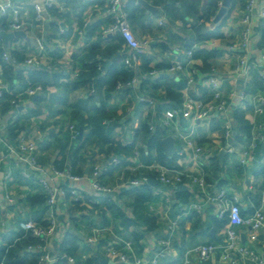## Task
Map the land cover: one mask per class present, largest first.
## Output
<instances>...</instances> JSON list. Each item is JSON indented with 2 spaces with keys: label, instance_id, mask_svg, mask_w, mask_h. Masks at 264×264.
I'll return each instance as SVG.
<instances>
[{
  "label": "crops",
  "instance_id": "obj_1",
  "mask_svg": "<svg viewBox=\"0 0 264 264\" xmlns=\"http://www.w3.org/2000/svg\"><path fill=\"white\" fill-rule=\"evenodd\" d=\"M38 1L41 0H14L27 22V27L24 29L26 35L12 36L7 45L0 37L5 49L11 53L17 52L23 57L19 59L17 55L12 53L20 62L29 55H39L40 58V63L37 65L28 67L13 65L15 69L22 71L23 77L15 79L13 85L10 86L9 81L3 75L4 60L3 55H0V82L8 85L5 94L8 92L15 98L28 88L30 73L34 67L45 68L51 72H58L63 69L64 75L61 82L69 83L80 72H90L95 60H97V70L101 75L105 74L106 68L111 65L114 58L128 52V47L124 44L119 51L109 57L104 50L111 39L104 38L98 47L101 52L96 55V58L84 59L90 52L91 42L98 37L101 27L106 25L107 20L111 21L106 12L108 1L104 3V0H72L73 4L65 9L66 13L63 15H58L54 10L47 8L45 19L42 21H38L35 17L34 4ZM134 1L139 3L137 0ZM147 1L155 8H148L139 3L146 7L147 15L143 18V25L134 24L131 27L140 39L149 40V45L142 55H147L150 58L149 66L151 69L156 68L159 71L157 75H152L150 81L146 82L145 88L152 89L153 80L157 79L159 75L162 76L157 88L151 90L155 93L154 97L157 98L156 109L151 106L153 111L150 110L148 105L139 100L142 91L138 92L135 89L131 90L125 98H121L122 96L118 92H114L112 96H107L105 88H103V98L97 95L95 104L100 105L103 99L107 102L109 110L121 117V124L115 128L113 138L123 144L133 140L135 129L151 112L152 120L155 122L152 124H160L167 131L163 143L166 136H174L173 149L168 151L165 143L164 148L169 156L176 155V162L169 164L159 160L146 162L142 155V149L147 153L148 148L142 141L135 145L133 153L130 155L110 151L108 144L91 147L85 154V161L80 162L75 168L72 167L76 173L84 175L83 179L79 182L64 180L62 182L67 186L77 185L84 194L83 201L78 204L69 202L67 205L59 202L56 205V210L59 219L65 220L69 224L65 234L71 231L78 235L79 246L73 255L80 264H91L92 262L89 260L95 256L96 249L91 250V247L85 242V236L94 227L109 226L118 234L132 239L139 254L149 256L160 249L157 242L161 236L165 235L169 218L177 215H181L180 225L176 230L172 247L168 250L167 255L161 259L160 264H180L188 256H190V260L187 264H218L222 255L221 247H218L211 259L204 262H201L196 254L191 251L197 243L214 242L221 244L225 238L226 224L221 227L217 226V220L222 218L219 217L216 206L207 200V194L215 193L221 188H226L229 194H239L245 214L253 213L264 204V176L258 174L259 170L264 167L262 164L264 148L259 147L255 152V157L248 164L244 165L240 161L244 147L252 139L253 124L256 121L252 104L253 93H248V97L244 100L231 103L222 114H214L206 119L195 120L193 113L185 114L182 112L176 117V126L169 127L162 124L161 119L165 110L176 107L169 105L168 86L175 87L180 81L187 79V85L182 89L184 95L189 92L197 99L204 101L212 99L207 79L210 69L208 71L201 69L203 66L201 57L193 55L192 58H189L187 50L182 48L178 50L181 38L194 36L193 17L170 20L166 14V3L155 4L153 0ZM235 1L233 5L231 3L228 12L225 14L227 16L221 28L223 35L214 37L200 45V47L217 51V54L208 60L211 62V66L216 68L223 83L225 95L229 94L230 90L235 87H245V84L251 80V68H261V58L264 54L263 26L255 28L252 41L248 47L243 48L240 45L241 17L245 0ZM1 2L2 0H0V4ZM262 3L264 0H259V6ZM178 5L180 4L178 3ZM160 19H163L164 23L161 24ZM221 19L209 21L207 23L208 28H214ZM97 21H101L103 24L96 29L92 39L87 38V31ZM2 29L5 28L0 22V30ZM5 30L12 31L11 28ZM37 35H42L46 43L45 49L40 52L35 42ZM142 55L138 68L134 69L135 76L139 78L136 88L140 86L143 77L146 78L147 75H151L149 70H143ZM242 58L247 59V72L240 70L238 66ZM177 59L186 62L191 59V63L198 67L199 71L195 76L196 83L194 85L188 84L186 70H177L176 72L169 70L172 61ZM107 60H111L109 64H107ZM93 87L95 90L92 89ZM96 91L95 78L93 77L90 81L86 80L85 83H81L70 91L65 102L61 101L64 93L63 87L52 84L48 85L43 93L23 94L18 105L10 104L7 106V100L3 98L4 96L0 97V109L2 111L0 148L5 156L0 161V244L5 243L13 231L24 230L20 226L22 220L28 218L44 220L47 204L46 199L43 203H39L38 200L39 197L45 195L38 176H47L51 164L55 165L58 162H63L64 158L67 159L72 144L69 125L71 123L78 124L74 112L75 110H82L85 117L94 114V102L89 99V96L95 94ZM40 95L41 99L37 100V96ZM234 109L243 112L252 124L250 137L245 136L244 139H240L237 136V119L233 113ZM226 121H230L233 126V136L230 139H226L224 135V123ZM81 128L83 129V138L89 128ZM51 133H54V138H61L64 143L63 147L56 145L53 140L49 146L43 147L44 140H49ZM21 135L37 142L39 147L38 158L45 168L44 171L33 173L29 178L21 175L20 168L16 166L20 155L17 151L11 150L12 147L16 148ZM187 137H191L197 145L203 147L199 156L196 157L194 155L195 148L187 144ZM222 148H226L223 162L220 161L218 155ZM114 158L120 159L121 163L115 164ZM65 164V166L71 165L68 162ZM95 165L108 167V170L99 177V180L102 184L111 186V191L103 193L93 188L91 174ZM161 166L175 168L182 172L204 174L208 181L207 188L202 189L188 180L181 184H163L156 177L157 170ZM9 170L12 172L11 176H7ZM145 173L150 174V178L157 183L151 182L150 184L152 198L136 206L135 193L130 192L135 186L128 181L134 176ZM258 189H262L260 205H256L253 198ZM106 195L116 200L121 212L109 207ZM194 202L203 204L201 211L198 212L191 208V204ZM125 217L135 221L127 225L124 222ZM151 218H154V223L151 222L153 221L150 220ZM239 232L241 233V242L253 243L257 252L264 256V231H261L258 239L253 242L248 239L247 226H241ZM137 233L139 237L136 236ZM64 236L62 237L61 232L58 231L50 238L49 250L54 258L62 253L60 246ZM113 239V234L106 231L100 242L102 251L109 259L108 264L110 261H113V264H125L118 258L110 256L104 247ZM117 247L124 250L122 243H117ZM24 252L22 257H24L25 264H38V253L28 250ZM44 264L67 263L63 259ZM241 264H250V262L243 258Z\"/></svg>",
  "mask_w": 264,
  "mask_h": 264
},
{
  "label": "built area",
  "instance_id": "obj_2",
  "mask_svg": "<svg viewBox=\"0 0 264 264\" xmlns=\"http://www.w3.org/2000/svg\"><path fill=\"white\" fill-rule=\"evenodd\" d=\"M127 0H108L106 12L111 18V23L104 28V35L108 34H120L126 46L128 52L124 56L125 63L133 68H138L141 61V55L145 52L149 45L148 39H140L133 31L129 22V13L126 8ZM52 6H58L61 10H65L66 6L61 0H41L35 2L34 12L38 21L45 19V10ZM10 14V28L12 30H24L27 27L25 18L21 15L20 8L16 5L14 0H2L0 4V15ZM159 22L164 23L163 19ZM242 31L240 45L243 48L249 46L253 38V33L257 26L264 27V3L259 6V0H245L244 10L241 17ZM62 30H64L62 28ZM36 46L39 52L45 49V39L42 35L35 36ZM234 47V46H231ZM178 50H181L178 47ZM194 49H188L187 55L192 58L194 55ZM3 60L7 64L23 65L24 67L37 65L40 63L39 55H29L22 62L12 53L4 49ZM247 59L242 58L239 62L240 70L247 72ZM171 72L177 70H186L188 77V84L190 86L196 83L195 76L199 69L195 64L191 63V59L186 62L182 60H173L169 66ZM158 69L153 68L150 71L151 75H157ZM260 74L264 79V54L261 58ZM208 82L211 90L212 99L204 101L203 99H197L189 92L185 93L184 98L180 106L166 109L164 116L161 119L162 124L173 127L175 125L176 117L182 112L185 114L193 113L194 119L202 120L213 116L214 114H222L227 110L231 103L237 100H244L248 97V93L245 87H235L230 90L229 94H224L223 83L221 82L216 68L212 67L208 74ZM139 78L134 76L129 82V85H136ZM123 86L121 82L118 83V87ZM95 90V88H92ZM8 90V85L4 82H0V97L4 96ZM45 91L42 84H35L29 86L17 97L11 100L12 104L18 105L23 94L35 95ZM139 100L147 102L154 109H156L157 98L142 94L139 96ZM253 111L256 115V121L253 124V133L251 141L244 147L240 161L242 164H248L251 159L255 157L256 150L264 144V92L258 91L253 94L252 97ZM2 118V111L0 109V120ZM155 124H151V128H154ZM224 135L226 139H230L233 136V126L230 121L224 123ZM2 126L0 125V133ZM70 139L76 140L79 137L80 128L76 123L69 125ZM1 140V137H0ZM187 144L195 148L194 155L197 157L200 155L203 147L197 145L191 137H187ZM38 144L35 140L29 139L24 135L19 137L16 148L12 147V151H17L20 155L16 166L20 168V173L23 177L29 178L33 173L38 171H44L45 168L41 165L38 158ZM264 153V151H263ZM5 158L3 151L0 148V161ZM115 164H120V159H113ZM22 163V164H21ZM264 166V159L262 162ZM108 170L105 165H95L92 169L91 182L96 191L109 192L112 190L111 186L102 184L99 177ZM12 172L9 170L7 176H11ZM38 176V175H37ZM84 175L76 173L71 165L59 168L54 164L50 165L47 176L40 175L38 180L46 195L47 211L44 220H37L35 218H28L22 220L20 226L30 232V234L37 239L36 242H31L27 245V249L30 252L38 253V264H44L46 262L66 260L67 264H78L75 255L67 253H59L54 258L49 250L50 238L53 237L58 231L61 232L62 237L65 234L69 224L67 221L59 219L56 205L62 202L67 205L69 202L78 204L83 201L84 194L81 189L71 184L67 186L63 184L64 181L79 182L83 179ZM157 179L163 184H181L186 180L192 184L200 186L202 189L207 188V178L204 174H194L190 172H182L175 168L161 166L157 170ZM150 175L148 173L134 176L129 179L128 183L133 186H141L149 183ZM169 200V198H167ZM207 200L212 202L216 208L219 217H228V222L225 225V238L221 244L214 242H200L193 246L191 251L196 254L201 262L207 261L212 258L218 247L222 248V255L218 261V264H241L243 258H246L250 264H264V256L257 252L256 248L251 244H245L241 242V233L239 228L241 226L248 227V239L253 242L259 237L261 231H264V204L257 208L253 213L245 214L243 212L242 204L240 201V195L237 193L229 194L226 188H221L215 193H208ZM264 202V198H263ZM203 204L194 202L191 204V208L196 209L198 212L202 210ZM181 222V215L171 217L168 220L165 235L161 236L158 240L160 249L152 255H141L135 249V245L132 239L126 238L109 226H96L86 236L85 242L91 247V250L97 249L100 245L101 238L106 231L113 234L114 239L106 243L104 246L106 251L113 258H118L125 264H160V261L168 253V250L173 245L174 236L176 230ZM61 237V239H63ZM117 243H122L124 250L117 247ZM188 256L182 263L187 264L190 260Z\"/></svg>",
  "mask_w": 264,
  "mask_h": 264
},
{
  "label": "trees",
  "instance_id": "obj_3",
  "mask_svg": "<svg viewBox=\"0 0 264 264\" xmlns=\"http://www.w3.org/2000/svg\"><path fill=\"white\" fill-rule=\"evenodd\" d=\"M108 0H104L106 3ZM155 4H163L166 3V14L170 20L175 21L177 18L186 19L188 16L193 17L192 26L194 28V36L190 38H181L179 47L185 50L193 48L194 56L201 57L203 59V66L201 69L204 71H211L212 64L209 62V58L217 54L216 50L208 49L205 47H200L206 41L214 38L220 37L223 35L221 31L222 25L225 22V15L220 23L216 25L214 28H208L207 23L212 21L215 18L216 13L218 12L221 6V0H153ZM235 0H232V5L235 3ZM66 8L73 4L72 0H67L63 2ZM178 3L180 5H178ZM127 11L129 13V22L131 25L139 24L143 25L145 16L147 15V9L145 6L136 3L134 0H128L126 5ZM49 9L54 10L58 15H63L66 13L65 10H61L58 6L49 7ZM10 15L6 14L1 16L0 22L3 28H10ZM110 18V17H109ZM112 21V20H111ZM110 20L106 21V25L101 27L103 22L97 21L93 23V25L87 31V38L92 39L94 32L97 28H100V33L98 37L91 42L90 52L84 57V59L96 58V55L101 52L99 50V46L101 41L104 38L111 39L105 48V53L111 57L117 51H119L125 41L123 37L116 34H108L104 35V28L107 27L110 23ZM199 48L197 49V47ZM5 46L2 43L0 38V55L3 54ZM17 55L19 59H22L17 52H12ZM123 54L117 56L113 59L111 65L106 68L105 74L101 75L97 70V60H95L92 64L90 72H80L78 76H76L71 82L63 83L61 82V78L64 75L63 69L58 72H51L45 68H37L34 67L31 71L30 81L28 83L29 86H33L35 84H42L44 88L48 85H57L61 86L64 89L63 96L61 97V101L65 102L68 98L70 91L74 88L78 87L81 83H85L86 80H91L93 77L95 78L97 91L95 94L90 95L89 99L94 102L95 112L88 117H85L84 111L75 110L74 115L75 118L78 119V127L89 128V131L85 134L83 138H77L76 140H71L72 144L68 151L67 159L64 158L63 162H58L55 164L59 168L65 167V162H68L75 168L80 162L85 161V154L91 149V147L100 146L102 144H108L109 150L125 153L130 155L133 153L135 145L142 141L147 145L148 152L145 153L144 149H142V155L146 162H153L155 160H159L162 163H174L176 162V155L169 156V154L165 151L163 138L167 134L160 124H155L154 128H151V124L155 123L152 120V114H148L144 120L141 121L139 127L135 129L134 138L130 143L123 144L120 141H116L113 138V133L115 128L121 124V117L109 110L107 107V102L102 99L100 105L95 104V99L97 95H102V89L105 88L107 96H112L114 92H118L121 94V98H125L131 90L135 89L140 94H146L150 96H155V93L151 90L157 88L159 84V80L162 78L161 75L158 76L157 79L153 80L152 89L145 88L146 82L150 81L152 75H147L146 78L143 77L140 83V86L136 88V85H129L128 82L135 76V71L133 68H130L124 61ZM143 59V70L151 71V67L149 66L150 58L147 55H142ZM211 67V68H210ZM251 80H249L245 84V89L247 93H257L258 91L264 92V79L260 74V69L252 67L250 70ZM4 77L9 81V85L12 86L15 79L19 77H23L22 71L20 69H15L12 64H7L4 62ZM188 78V77H187ZM121 82L123 86L118 87V83ZM187 85V79L180 81L178 85H174L175 87H167V93L170 97V106H180L182 100L184 98V94L182 89ZM139 89V90H138ZM14 95L10 93H6L3 98H5L7 106L12 104L11 99ZM41 99V95L37 96V100ZM144 104L149 106V109L153 111L151 105L147 102ZM234 115L237 119L236 130L238 131L237 136L240 139H244V137L251 136L252 124L245 117V114L237 109H234ZM55 141V144L60 146H64L61 138H54V133H51V138L48 140H44L43 147L45 148L49 146L51 141ZM121 162V160H120ZM124 163V162H123ZM219 164V163H217ZM112 170V168H110ZM259 175L264 176V167L261 168L258 172ZM150 175V174H149ZM150 182L143 184L141 186H135L130 190V192H134L136 199L135 205L139 206L141 203L145 202L147 199L152 198V192L150 188ZM179 188V187H178ZM180 191V190H178ZM262 189H258L254 193V201L256 205L261 204L262 199ZM45 195L38 198L39 203L45 202ZM106 201L109 207L114 208L116 211L121 212L120 206L117 204L116 200L112 199L111 196L106 195ZM150 220L154 223V218ZM135 220L129 219L125 217L124 222L129 225ZM228 222V217L225 216L221 220H217V226L221 227ZM139 237V234H136ZM64 240L61 243V251L62 253L67 254H75L78 249V235L74 232H67L64 236ZM37 239L33 237L30 232L19 230L13 231L12 235L5 241V243L0 244V264H25V260L23 254L27 249V245L31 242H36ZM94 258L90 259L89 262L91 264H108L109 259L102 251L101 246L99 245L94 253ZM78 262V261H77ZM78 264H80L78 262Z\"/></svg>",
  "mask_w": 264,
  "mask_h": 264
},
{
  "label": "water",
  "instance_id": "obj_4",
  "mask_svg": "<svg viewBox=\"0 0 264 264\" xmlns=\"http://www.w3.org/2000/svg\"><path fill=\"white\" fill-rule=\"evenodd\" d=\"M137 1L139 3L145 5L148 8H155L147 0H137ZM231 2H232V0H222L221 1V6H220L218 12L215 15V18H214L215 21H219L228 12V9L231 6ZM20 35H26V32L24 30H12L10 32H8L5 29L0 30V37L4 40L6 45L9 43V38H11L12 36H20ZM110 61L111 60H107V64H109ZM82 136H83V129L80 128L79 138H82ZM174 139L175 138H174L173 135H168L164 139V143H165V146H166L168 151H171L173 149V141H174ZM262 148H264V144H263ZM218 155H219L220 161L223 162L224 161V157L226 155V148H222L219 151ZM91 158H92V156L90 157V159ZM151 182H156L157 183V181H155L153 179H150V183ZM110 264H113V261H110Z\"/></svg>",
  "mask_w": 264,
  "mask_h": 264
}]
</instances>
